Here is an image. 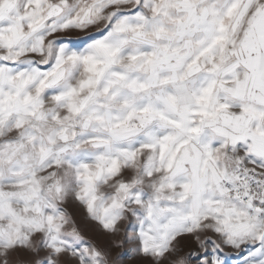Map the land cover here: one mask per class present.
Instances as JSON below:
<instances>
[{
    "label": "snow or ice",
    "instance_id": "1",
    "mask_svg": "<svg viewBox=\"0 0 264 264\" xmlns=\"http://www.w3.org/2000/svg\"><path fill=\"white\" fill-rule=\"evenodd\" d=\"M0 264H264V0H0Z\"/></svg>",
    "mask_w": 264,
    "mask_h": 264
}]
</instances>
